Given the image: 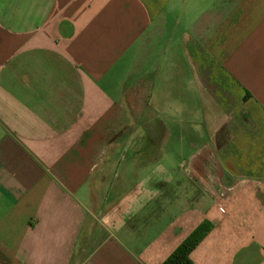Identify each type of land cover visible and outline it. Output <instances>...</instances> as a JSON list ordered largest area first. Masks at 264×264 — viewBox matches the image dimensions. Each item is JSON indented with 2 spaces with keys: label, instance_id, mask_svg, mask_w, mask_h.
<instances>
[{
  "label": "crops",
  "instance_id": "1",
  "mask_svg": "<svg viewBox=\"0 0 264 264\" xmlns=\"http://www.w3.org/2000/svg\"><path fill=\"white\" fill-rule=\"evenodd\" d=\"M205 223L192 264H264V0H0V264H164Z\"/></svg>",
  "mask_w": 264,
  "mask_h": 264
},
{
  "label": "trees",
  "instance_id": "2",
  "mask_svg": "<svg viewBox=\"0 0 264 264\" xmlns=\"http://www.w3.org/2000/svg\"><path fill=\"white\" fill-rule=\"evenodd\" d=\"M211 228L202 224L188 239L164 262V264H192L190 255Z\"/></svg>",
  "mask_w": 264,
  "mask_h": 264
},
{
  "label": "rangeland",
  "instance_id": "3",
  "mask_svg": "<svg viewBox=\"0 0 264 264\" xmlns=\"http://www.w3.org/2000/svg\"><path fill=\"white\" fill-rule=\"evenodd\" d=\"M126 141L124 142V144H137V140H134V138L132 139L131 137H130V134H128V136H127V138L125 139ZM134 152V146L130 149V151L129 152H127V151H123V156H126V157H128V158H130L131 157V153H133ZM135 183V182H134ZM132 185H134V184H130L129 185V187H132Z\"/></svg>",
  "mask_w": 264,
  "mask_h": 264
}]
</instances>
